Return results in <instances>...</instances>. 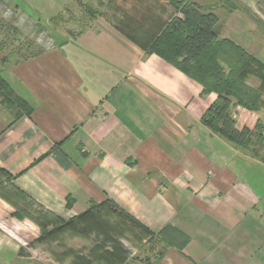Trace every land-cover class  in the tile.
Returning a JSON list of instances; mask_svg holds the SVG:
<instances>
[{"label": "crops", "instance_id": "1", "mask_svg": "<svg viewBox=\"0 0 264 264\" xmlns=\"http://www.w3.org/2000/svg\"><path fill=\"white\" fill-rule=\"evenodd\" d=\"M98 1L106 9L74 37L0 65L32 106L13 121L0 102V167L63 220L110 199L154 232L182 231L185 246L168 247L156 264H264V162L206 129L200 117L216 94L146 49L176 9L154 0L131 14ZM214 13L218 36L262 63L247 82L262 90L256 116L264 127V40L248 36L246 14ZM89 209L38 240L39 225L15 217L0 196V264H131L143 256L145 233L134 223L110 206Z\"/></svg>", "mask_w": 264, "mask_h": 264}, {"label": "trees", "instance_id": "2", "mask_svg": "<svg viewBox=\"0 0 264 264\" xmlns=\"http://www.w3.org/2000/svg\"><path fill=\"white\" fill-rule=\"evenodd\" d=\"M168 1L176 9V14L165 22L156 36L145 41L147 51L159 55L197 81L204 93L214 92L216 98L201 115L200 123L210 132L244 149L250 157L264 162V156L260 153L264 149V127L256 116L263 93L258 87L247 82V78L251 74H256L262 63L231 39L218 36L215 30L217 17L211 10H202V7L192 0ZM97 3L101 4L100 1ZM77 4L86 20H81L83 26L76 34L101 13L97 5L93 6L81 0H78ZM135 33H137L135 37L141 34L138 30H135ZM0 102L12 112L13 121L23 115L29 116L32 111L31 104L14 92L1 73ZM0 196L14 205L15 217H29L39 225L38 240L62 231L64 227L86 215L90 207L92 209L110 206L145 233L146 240L142 247L146 250L143 255L145 264H156L168 247L181 250L187 243V236L179 229L165 226L154 232L140 224L110 199L92 203L82 212L83 214L63 220L13 184L11 174L1 167ZM67 205H70L69 197ZM148 245L153 251L145 248H148Z\"/></svg>", "mask_w": 264, "mask_h": 264}, {"label": "rangeland", "instance_id": "3", "mask_svg": "<svg viewBox=\"0 0 264 264\" xmlns=\"http://www.w3.org/2000/svg\"><path fill=\"white\" fill-rule=\"evenodd\" d=\"M77 1L0 0V65L3 63V66H9L21 58L33 56L45 49L60 45L73 37L83 26L81 20H86ZM81 1L93 4V6L97 5L99 9H106L104 3L102 2V5H99L97 0ZM110 1L108 0L105 3L106 6ZM113 2L118 4L123 11L134 14L142 12L143 9L146 10L154 0L139 2L135 0H114ZM198 3L202 10H211L216 14H246L249 28H251L248 36L264 40V0H200ZM157 4L164 7L162 2L158 3L157 1ZM110 8L112 7L110 6ZM164 8L168 9V13L171 10L170 5ZM112 12V14H115L116 11ZM137 15L141 20L143 15L147 14ZM170 15L172 14H168V16ZM154 16L157 17L158 21L159 17ZM245 34H247V31H245ZM240 149L242 151V148ZM263 150L260 153L264 156ZM242 154L246 155L247 152L243 149ZM246 156L251 161L260 163L259 160L250 157L249 153ZM145 248L148 251L152 250L149 245L148 248ZM141 253L145 255L146 250L141 251ZM143 257L131 260V264H145Z\"/></svg>", "mask_w": 264, "mask_h": 264}]
</instances>
